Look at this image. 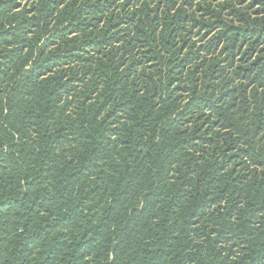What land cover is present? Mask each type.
Listing matches in <instances>:
<instances>
[{
    "label": "trees",
    "instance_id": "trees-1",
    "mask_svg": "<svg viewBox=\"0 0 264 264\" xmlns=\"http://www.w3.org/2000/svg\"><path fill=\"white\" fill-rule=\"evenodd\" d=\"M0 264H264V0H0Z\"/></svg>",
    "mask_w": 264,
    "mask_h": 264
}]
</instances>
